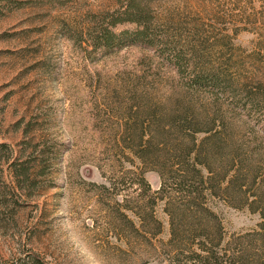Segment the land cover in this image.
<instances>
[{
  "label": "rangeland",
  "instance_id": "374dc122",
  "mask_svg": "<svg viewBox=\"0 0 264 264\" xmlns=\"http://www.w3.org/2000/svg\"><path fill=\"white\" fill-rule=\"evenodd\" d=\"M126 3L0 0V264H165L117 218L114 196L93 185L143 167L121 146L129 108L141 101L133 90L154 100L170 95L172 70L151 50L92 51L87 26ZM151 7L156 32L191 44L199 68L224 74L264 101V0H157ZM134 28L122 23L116 30ZM237 116L245 148L261 151L253 158L261 181L264 131L245 113ZM42 149L53 153L41 155ZM15 162L25 175L16 177ZM145 177L159 189L157 172ZM209 203L227 239L262 221L261 211L223 198ZM164 208L159 201L163 232L153 239L159 252L170 239Z\"/></svg>",
  "mask_w": 264,
  "mask_h": 264
},
{
  "label": "trees",
  "instance_id": "16d2710c",
  "mask_svg": "<svg viewBox=\"0 0 264 264\" xmlns=\"http://www.w3.org/2000/svg\"><path fill=\"white\" fill-rule=\"evenodd\" d=\"M153 1L157 0H127L122 11L107 13L84 33L94 52L140 46L173 73L168 97L154 100L148 91L132 92L141 101L129 108L121 146L143 167L128 169L120 178H111L109 185H93L114 196L117 218H124L132 233L162 254L165 264H264V177L258 181L253 160L261 151L246 149L234 125V117L245 113L264 131V101L224 74L199 68L191 44L156 32ZM122 23L136 28L117 31ZM52 153L40 151L44 156ZM22 165L15 162L16 177L26 174H18ZM147 170L160 177L156 191L145 177ZM212 196L234 207L261 211L258 229L227 239L223 221L209 203ZM159 201L165 203L170 224V239L160 252L153 243L163 232L156 213Z\"/></svg>",
  "mask_w": 264,
  "mask_h": 264
}]
</instances>
